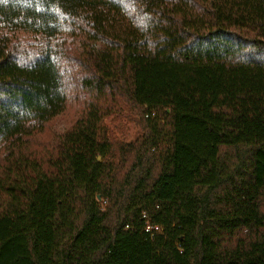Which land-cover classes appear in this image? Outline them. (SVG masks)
I'll list each match as a JSON object with an SVG mask.
<instances>
[{"label":"trees","instance_id":"16d2710c","mask_svg":"<svg viewBox=\"0 0 264 264\" xmlns=\"http://www.w3.org/2000/svg\"><path fill=\"white\" fill-rule=\"evenodd\" d=\"M0 264H264V0H0Z\"/></svg>","mask_w":264,"mask_h":264},{"label":"rangeland","instance_id":"374dc122","mask_svg":"<svg viewBox=\"0 0 264 264\" xmlns=\"http://www.w3.org/2000/svg\"><path fill=\"white\" fill-rule=\"evenodd\" d=\"M70 119V111L67 110L65 114L62 115L59 119L53 121L49 126L51 130H55L58 128H61V126L64 125L66 121ZM106 124L109 126H113L112 123H110L107 119L105 120ZM115 131L117 132V136L119 140L121 141H130L132 138L135 137V135L139 132L138 126L136 123L130 121V120H123L117 122L115 124V127H113Z\"/></svg>","mask_w":264,"mask_h":264},{"label":"built area","instance_id":"2783aa9c","mask_svg":"<svg viewBox=\"0 0 264 264\" xmlns=\"http://www.w3.org/2000/svg\"><path fill=\"white\" fill-rule=\"evenodd\" d=\"M150 229H151V226L146 225V227H145V231H150Z\"/></svg>","mask_w":264,"mask_h":264}]
</instances>
